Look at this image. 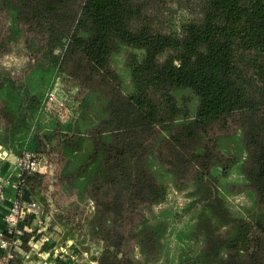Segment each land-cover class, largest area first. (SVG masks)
Masks as SVG:
<instances>
[{"label": "trees", "instance_id": "16d2710c", "mask_svg": "<svg viewBox=\"0 0 264 264\" xmlns=\"http://www.w3.org/2000/svg\"><path fill=\"white\" fill-rule=\"evenodd\" d=\"M177 1L0 0V49L23 36L34 61L0 68V147L92 203L76 244L97 264H264V0ZM60 73L90 83L68 121L45 111ZM48 169L21 170L20 202ZM180 181L191 215L171 234L178 211L155 208ZM34 218L4 236L27 249Z\"/></svg>", "mask_w": 264, "mask_h": 264}, {"label": "rangeland", "instance_id": "374dc122", "mask_svg": "<svg viewBox=\"0 0 264 264\" xmlns=\"http://www.w3.org/2000/svg\"><path fill=\"white\" fill-rule=\"evenodd\" d=\"M180 3L183 4V2L177 0H167L168 6H172L173 8H175L176 4L180 6ZM2 50L0 49V68L12 72L15 76H23L27 67L34 62L32 60L33 53L27 48L25 37L23 36L10 44L8 50ZM86 82L83 83V81L78 80L70 74L60 73L57 75L47 93L45 102L47 116L58 118L61 121H68L78 115L80 101L85 96L87 87L90 86V83L88 82L87 84ZM51 94L53 95V100L49 101ZM43 162L42 167L47 169L48 166L49 173L47 174V178L39 185L42 197L35 199L37 207L30 212L35 214L30 227L33 233L27 241V249H23V251H30L34 258L37 257V251L53 252L64 241L62 238L63 230L57 223L58 221H72L75 223L74 225L78 229L75 230V238L70 240L75 242V244L76 240H79L78 242L80 243L84 239L82 234L84 229H81L84 226L83 224H85L84 218L87 214H91L93 209L92 203L76 205L74 203L75 197L66 195L60 187L59 182L55 180V163L48 165L49 162L47 164V160L45 159H43ZM188 182L189 180H185V184ZM179 184L177 183V187L173 182H170L167 199L155 208L156 211L161 209L178 211L179 218H176L172 222L171 234H173L175 228L180 227L183 222H187L191 215V212L185 213L182 210L190 201V197L187 195L188 189L181 186V181ZM231 190H237L236 186H231ZM229 201L231 205L237 208L241 204L247 203V197L243 193H233L229 195ZM171 239L169 237V241ZM84 248L79 247L81 251ZM19 255L22 259L23 255Z\"/></svg>", "mask_w": 264, "mask_h": 264}, {"label": "built area", "instance_id": "2783aa9c", "mask_svg": "<svg viewBox=\"0 0 264 264\" xmlns=\"http://www.w3.org/2000/svg\"><path fill=\"white\" fill-rule=\"evenodd\" d=\"M53 100V95L49 96V101ZM16 162L19 168V176L16 181L12 184L17 189L19 193V187L21 184L20 172L23 169L28 170H39L42 167L43 160L37 158L30 153H25L21 156L16 155ZM8 181L5 179L2 168L0 166V205L4 204L7 193H6V184ZM37 207L35 201L31 202H20L17 198L10 204L6 213L4 214V227L0 230V264H17L15 258L18 254L23 255L22 261L20 264H34L33 256L30 251H23L21 248L20 238H6L4 236V231L15 232L21 234L20 229H16L19 224L22 216L26 213H30ZM41 252L37 251V254Z\"/></svg>", "mask_w": 264, "mask_h": 264}, {"label": "crops", "instance_id": "0c3cea01", "mask_svg": "<svg viewBox=\"0 0 264 264\" xmlns=\"http://www.w3.org/2000/svg\"><path fill=\"white\" fill-rule=\"evenodd\" d=\"M0 166L3 175L8 181L6 184L7 198L4 204L0 205V230L4 227V214L6 213L10 204L17 198L18 191L13 186V182L19 176V168L16 162V155L0 147ZM63 239L64 241L55 248L53 252L43 251L37 254V259L33 257L34 264H97L89 252H84L70 240V238ZM40 261V262H39Z\"/></svg>", "mask_w": 264, "mask_h": 264}]
</instances>
